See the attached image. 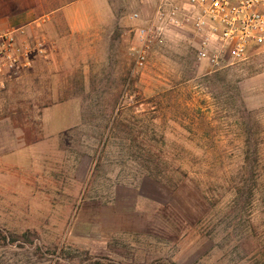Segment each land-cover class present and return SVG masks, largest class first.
<instances>
[{"label": "rangeland", "instance_id": "374dc122", "mask_svg": "<svg viewBox=\"0 0 264 264\" xmlns=\"http://www.w3.org/2000/svg\"><path fill=\"white\" fill-rule=\"evenodd\" d=\"M151 3L26 28L52 41L0 85V264H264V52L214 70L182 34L137 69Z\"/></svg>", "mask_w": 264, "mask_h": 264}, {"label": "built area", "instance_id": "2783aa9c", "mask_svg": "<svg viewBox=\"0 0 264 264\" xmlns=\"http://www.w3.org/2000/svg\"><path fill=\"white\" fill-rule=\"evenodd\" d=\"M151 13L132 31L130 55L143 69L156 47L184 36L195 58L214 70L264 52V0H152ZM130 19L142 22L133 11ZM44 42L27 40L25 27L0 29V85L29 71L47 56Z\"/></svg>", "mask_w": 264, "mask_h": 264}, {"label": "crops", "instance_id": "0c3cea01", "mask_svg": "<svg viewBox=\"0 0 264 264\" xmlns=\"http://www.w3.org/2000/svg\"><path fill=\"white\" fill-rule=\"evenodd\" d=\"M15 1L20 2V4H16ZM44 1L45 0H0V29L18 27L30 29L32 28V24L37 22L39 25L41 22L44 24L50 23L56 17H61L63 20L65 18L67 19L66 22L72 34L89 29L88 21H83L75 17L72 20L71 14L84 7V5L91 0H76L66 3L59 8L56 7V9H46L44 7ZM11 2H13V6L10 5ZM106 7L107 5L103 3L98 7L100 10L98 9L96 12H105ZM79 16L80 18L82 17L81 14L77 15V17ZM48 20L51 21L48 22ZM37 37L38 41L42 38L44 43L46 40H49L45 35H38ZM51 43L55 44V42Z\"/></svg>", "mask_w": 264, "mask_h": 264}, {"label": "trees", "instance_id": "16d2710c", "mask_svg": "<svg viewBox=\"0 0 264 264\" xmlns=\"http://www.w3.org/2000/svg\"><path fill=\"white\" fill-rule=\"evenodd\" d=\"M248 143V146H249V142ZM261 158H262V161L264 159V156L261 154L260 155H255V154H250V155H247L246 158L244 159V170L245 172H247L248 175H251V177H253L254 179V176L257 174V171H259V164H258V161L260 162L261 161ZM150 175H153V174H150ZM260 176V175H259ZM244 192L245 190H243L242 188L237 190L236 191V197L235 199H241L243 198L244 196ZM255 195H256V190H251L250 193H249V198H255Z\"/></svg>", "mask_w": 264, "mask_h": 264}]
</instances>
